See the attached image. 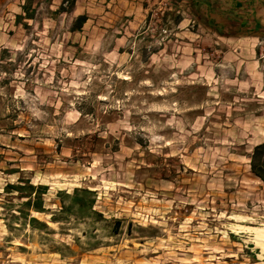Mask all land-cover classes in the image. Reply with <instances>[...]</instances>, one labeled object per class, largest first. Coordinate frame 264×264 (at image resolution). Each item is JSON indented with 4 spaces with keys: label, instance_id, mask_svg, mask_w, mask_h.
Instances as JSON below:
<instances>
[{
    "label": "rangeland",
    "instance_id": "rangeland-1",
    "mask_svg": "<svg viewBox=\"0 0 264 264\" xmlns=\"http://www.w3.org/2000/svg\"><path fill=\"white\" fill-rule=\"evenodd\" d=\"M27 1L0 0V264H264V27L185 0Z\"/></svg>",
    "mask_w": 264,
    "mask_h": 264
},
{
    "label": "trees",
    "instance_id": "trees-1",
    "mask_svg": "<svg viewBox=\"0 0 264 264\" xmlns=\"http://www.w3.org/2000/svg\"><path fill=\"white\" fill-rule=\"evenodd\" d=\"M30 0H28L26 2V4H24L22 6L23 11H25V15L27 18H31L32 14H28V4H29ZM68 3L69 7L67 9H65L64 7V3ZM75 4V0H63L62 1V5L59 8V12H70ZM18 19L21 18V16H17ZM87 18L85 15H80L78 16L73 24L72 27L70 29L71 32H75V31H79L82 26L86 23ZM250 158V170L251 173L258 178L261 182L264 183V141L258 145H256L253 148V151L251 153V155L249 156ZM6 190L9 189H16V190H20V186H12V185H7L5 187ZM27 189L29 190L27 195H28V200L24 203V205L26 207H29L30 209H34L35 211H40L42 210V194H45L46 192V187L45 186H37L34 187L32 185H28ZM92 194L91 191L89 190H78L75 189L73 191V193L71 195L68 194H64V193H59V195L67 197L72 205H76L78 207L79 210H84L86 208L92 209V204H93V200H88L85 201L83 199H78L79 195H83V196H90ZM64 208H61V211H63ZM95 215H97L98 217H101L100 213H96L94 212ZM31 223H37V221L33 218L30 219Z\"/></svg>",
    "mask_w": 264,
    "mask_h": 264
},
{
    "label": "crops",
    "instance_id": "crops-1",
    "mask_svg": "<svg viewBox=\"0 0 264 264\" xmlns=\"http://www.w3.org/2000/svg\"><path fill=\"white\" fill-rule=\"evenodd\" d=\"M193 5H198L202 10H215L219 12H248L246 17L240 21V26H251L254 24L264 27V0H185ZM179 2H184L180 0Z\"/></svg>",
    "mask_w": 264,
    "mask_h": 264
},
{
    "label": "bare ground",
    "instance_id": "bare-ground-1",
    "mask_svg": "<svg viewBox=\"0 0 264 264\" xmlns=\"http://www.w3.org/2000/svg\"><path fill=\"white\" fill-rule=\"evenodd\" d=\"M254 243L258 246L261 247L262 250H264V231L254 233Z\"/></svg>",
    "mask_w": 264,
    "mask_h": 264
}]
</instances>
